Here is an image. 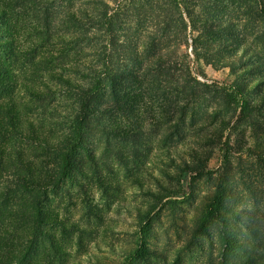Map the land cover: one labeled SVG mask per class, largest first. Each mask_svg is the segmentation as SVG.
<instances>
[{"label":"trees","instance_id":"1","mask_svg":"<svg viewBox=\"0 0 264 264\" xmlns=\"http://www.w3.org/2000/svg\"><path fill=\"white\" fill-rule=\"evenodd\" d=\"M189 36L197 59L229 67L233 75L225 104L208 111L199 126V131L206 130L212 119L213 126L220 121V129L184 140L178 123L173 135L183 140L181 146L150 153L144 149L147 136L138 129L148 113L141 106L147 96L141 80L152 77L147 91L170 101L159 112L165 121L177 114L169 107L181 86L187 101L199 105L181 108L179 122L188 118L194 125L202 112L200 95L190 85L191 80L201 83L189 73L188 55L178 52ZM158 68L185 73L163 86ZM134 83L142 89L135 91ZM57 98L72 103L63 105L64 112L34 111L35 102L47 105ZM236 102L248 117L253 137L264 141V0H0V264H82L69 259L64 246L70 225L50 197V190L72 181L75 174L86 175L78 163L81 152L95 170L99 161L110 166L117 159L159 186L150 168L172 180L178 177L167 166L200 176L208 172V157L192 140L213 144L233 117ZM63 128L69 133L56 131ZM185 146L189 150L183 153ZM243 151L264 160L263 145H245ZM133 180L137 190L158 201L171 193L166 188L155 191L139 175ZM99 182L108 193L106 183ZM228 197L223 186L215 191L200 229L208 219L219 221L224 248L220 264H264V249L248 247L230 233L228 215L221 211ZM137 208L146 241L152 236L156 205L147 212ZM256 224L248 228L259 237L264 229ZM260 239L264 248V234ZM154 252L148 244L123 250L120 264ZM94 258L102 264L100 257Z\"/></svg>","mask_w":264,"mask_h":264},{"label":"rangeland","instance_id":"2","mask_svg":"<svg viewBox=\"0 0 264 264\" xmlns=\"http://www.w3.org/2000/svg\"><path fill=\"white\" fill-rule=\"evenodd\" d=\"M192 41L189 36L178 52H185L188 55L189 73L193 79L201 83L196 84L191 80L190 85L200 95L198 98L203 107L202 112L196 116L194 125L188 118L185 123L179 122L181 108L192 110L199 105L198 102L187 101L182 93L184 87L181 86L178 92H173L172 105L169 107L171 112L175 111L177 114L171 115V118L165 121L159 112L170 101L165 103L162 97L150 95L147 89L154 82L150 79L152 77L141 80L142 87L146 88L147 93L141 106L148 113L144 114L143 124L139 125L138 129L147 136L144 149L150 153L177 144L181 146L183 140H177L173 135L178 123L184 133V140L199 134L207 137L214 133L215 129L218 131L220 129L221 125L217 127L220 121L213 126L212 119L206 122V130L203 128L199 131V126L208 111L210 113L225 104L233 75L229 67H214L204 59H197L193 53ZM183 73L185 70L180 72L170 68L165 72L164 69L158 68L163 86L175 83L174 77ZM37 87L43 89L41 86ZM142 87L134 83L132 88L139 91ZM66 103L72 102L63 98L50 101L47 105L35 102L34 111L64 112L63 105ZM231 107L233 117L213 144L208 145L205 142L196 145L192 140V145L201 148L202 153L206 152L208 157L204 163L205 171L208 172L200 176L192 172L182 174L181 169L174 170L167 166L169 171L178 177L177 180H172L164 177L157 168H150V173H154L155 177L160 179L159 186L153 178L141 174L138 168L125 169L122 162L114 156L116 160L108 163L110 166H105V163L99 161L96 171L94 165L89 163L87 154L81 152L78 163L86 175L82 172L75 174L72 181L66 180L57 188L50 190L53 204L67 218L70 225L68 240L64 246L68 250L70 261L97 264L95 255L101 258L102 264H120L125 260L120 254L123 250L148 244L155 252L138 258L132 264H220L224 248L219 221L208 219L205 221V228L200 229L201 216L207 213L210 198L220 186L225 187L229 194L221 211L228 215L230 233L248 247L262 251L264 248L260 244V238L264 233L256 237L248 225L256 227L258 222L264 229V160L244 152L243 146L256 147L257 144L264 146V141L253 137L248 117L242 113L238 103ZM47 117L50 119L53 117L55 121L60 119L59 116L51 114ZM260 119L264 120L263 117ZM59 126L57 124L55 128L58 129ZM56 131L69 133L67 128ZM168 134L171 138L167 137ZM102 146L103 143L98 144L96 149L99 156L102 153ZM188 150L189 148L182 152L186 153ZM146 161L147 159L144 160ZM158 164L162 166L160 162ZM135 175L143 177L155 191L162 192L166 188L171 193L161 201L153 196L144 195L137 190L133 180ZM99 179L106 183L108 193L106 188L101 187ZM154 205L156 208L151 212L150 219L152 236L142 241L144 235L140 232L141 218L138 216L137 207L147 212ZM74 225H79L84 231L78 230ZM109 242L115 245L118 252H112Z\"/></svg>","mask_w":264,"mask_h":264}]
</instances>
